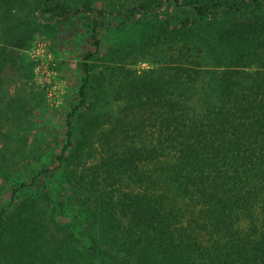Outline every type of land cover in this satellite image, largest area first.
Listing matches in <instances>:
<instances>
[{
    "label": "trees",
    "instance_id": "trees-1",
    "mask_svg": "<svg viewBox=\"0 0 264 264\" xmlns=\"http://www.w3.org/2000/svg\"><path fill=\"white\" fill-rule=\"evenodd\" d=\"M26 2L0 0L11 11L5 19L12 29L29 22L12 11ZM109 3L115 7L106 0H39L35 17L88 28L97 51L100 32L139 24L141 46L192 41L200 55L204 45L211 48L216 66L202 85L195 81L203 72L182 57L180 65L121 76L116 114L97 112L88 120L86 133L103 126L99 147L81 153L89 163L80 172L39 171L50 181L57 177L49 198L73 232L63 237L41 225L45 239L38 247L49 246L54 264H76L79 255L89 264H264V0ZM210 18L216 19L212 31L194 29ZM94 55L87 52L82 62L81 99L67 120L66 147L78 138L76 112L92 109L87 88ZM21 177L9 174L7 190L0 191V264H18L8 260L12 233L29 231L24 196L36 188V177L31 185ZM68 180L75 182L69 188ZM96 221L107 239L95 233Z\"/></svg>",
    "mask_w": 264,
    "mask_h": 264
},
{
    "label": "rangeland",
    "instance_id": "rangeland-1",
    "mask_svg": "<svg viewBox=\"0 0 264 264\" xmlns=\"http://www.w3.org/2000/svg\"><path fill=\"white\" fill-rule=\"evenodd\" d=\"M106 1L110 9L115 7V3ZM38 3L39 0H27L12 10L29 17V22L19 29H12V22L5 19V15H11V11H6L0 5V164L5 169L2 171L3 168H0V191L2 187L7 188L9 174L21 175L20 182L27 185L33 184L36 177V188L29 187L30 191L24 196L29 199L26 201L29 231L23 235L12 233L13 250L9 252L8 260L17 261L18 264H31L35 260L41 264L55 263L50 257L49 252L52 251L48 252L49 246L43 245L44 251L41 250L42 244L38 247L45 239L40 236L43 230L41 225L55 233L61 231L63 237L73 232L67 215L62 212L60 216L49 198V191L52 193V189L58 187L57 177L50 181L39 171L63 166L68 171L73 169L80 172L89 163L87 158L82 159L81 153L84 154L87 151L85 148L90 145L99 147L98 136L103 126L90 131V134L86 133L88 120L93 114L96 117L97 112L116 114L118 104L113 99L121 76H126V72L132 70H158L171 65V61L174 63L172 65H180L178 59L182 57L193 61L188 64L189 67L203 72L195 81V84L202 85L210 69L216 66L213 52L207 45H204L206 51L201 55L198 49L200 44L192 41H180L169 46L163 42L150 47L141 46L139 24L120 30L114 26L100 32L101 44L97 51L88 28L67 22H47L35 17ZM111 21L115 25L116 20L112 18ZM213 21L216 19L210 18L194 29L212 31ZM89 51L95 52L91 60L94 70L87 88L92 109L84 108L76 112L78 138L72 146L66 147L69 137L67 120L73 104L81 99L80 88L85 77L82 62ZM106 99L110 103L104 105ZM98 100L101 103L99 107ZM62 153L66 156L59 160ZM68 181L63 182L68 188L75 183L74 180ZM9 194L7 191L1 196L6 200ZM92 196L91 204H94L97 195ZM66 198L69 199L68 196ZM76 205H87V202L77 201ZM94 231L100 239L109 236L99 221L95 222ZM70 261L64 259L57 264H71ZM75 263L89 264L80 255Z\"/></svg>",
    "mask_w": 264,
    "mask_h": 264
}]
</instances>
